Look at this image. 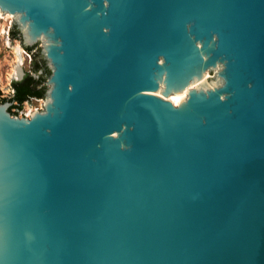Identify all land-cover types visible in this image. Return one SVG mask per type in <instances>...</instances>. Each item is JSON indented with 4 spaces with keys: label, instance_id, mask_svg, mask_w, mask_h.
Wrapping results in <instances>:
<instances>
[{
    "label": "water",
    "instance_id": "95a60500",
    "mask_svg": "<svg viewBox=\"0 0 264 264\" xmlns=\"http://www.w3.org/2000/svg\"><path fill=\"white\" fill-rule=\"evenodd\" d=\"M0 12L48 85L0 102V264H264V0Z\"/></svg>",
    "mask_w": 264,
    "mask_h": 264
},
{
    "label": "rangeland",
    "instance_id": "374dc122",
    "mask_svg": "<svg viewBox=\"0 0 264 264\" xmlns=\"http://www.w3.org/2000/svg\"><path fill=\"white\" fill-rule=\"evenodd\" d=\"M14 30L17 31V34L13 32ZM19 35V25L16 20L12 16L3 18L0 12V101L2 102L11 101L14 92L13 82L22 79L25 75L41 79L39 86L45 89L48 87L42 50L27 51L19 39ZM13 66L16 68V77L9 79L10 67ZM44 97L45 93L39 98L30 97L19 107L15 106L11 109L10 113L22 116L29 110L42 109ZM11 104L16 105V102L11 101Z\"/></svg>",
    "mask_w": 264,
    "mask_h": 264
},
{
    "label": "trees",
    "instance_id": "16d2710c",
    "mask_svg": "<svg viewBox=\"0 0 264 264\" xmlns=\"http://www.w3.org/2000/svg\"><path fill=\"white\" fill-rule=\"evenodd\" d=\"M17 34V31H13ZM27 51L31 50V47H25ZM43 66V65H42ZM41 67V65H38ZM46 69V68H45ZM49 73V71H47ZM41 79H35L32 76L25 75L22 79L13 82L14 92L11 97V101L16 102V105L12 107H19L22 102L27 100L30 97L39 98L42 97L45 93V88L40 87ZM11 108V107H10ZM9 108V111H10Z\"/></svg>",
    "mask_w": 264,
    "mask_h": 264
},
{
    "label": "clouds",
    "instance_id": "9594fccd",
    "mask_svg": "<svg viewBox=\"0 0 264 264\" xmlns=\"http://www.w3.org/2000/svg\"><path fill=\"white\" fill-rule=\"evenodd\" d=\"M15 77H16V68L13 66V67H10L8 78L12 79V78H15ZM216 86H217L216 84L209 85V87H211V88H215ZM180 102H181V97L177 96V97L174 98V103H176L178 105Z\"/></svg>",
    "mask_w": 264,
    "mask_h": 264
},
{
    "label": "built area",
    "instance_id": "2783aa9c",
    "mask_svg": "<svg viewBox=\"0 0 264 264\" xmlns=\"http://www.w3.org/2000/svg\"><path fill=\"white\" fill-rule=\"evenodd\" d=\"M29 111H30V110H29ZM29 111L24 112V116H28V112H29Z\"/></svg>",
    "mask_w": 264,
    "mask_h": 264
},
{
    "label": "bare ground",
    "instance_id": "6f19581e",
    "mask_svg": "<svg viewBox=\"0 0 264 264\" xmlns=\"http://www.w3.org/2000/svg\"><path fill=\"white\" fill-rule=\"evenodd\" d=\"M184 99V98H181V100ZM176 104V103H175ZM31 112V111H30ZM29 113V112H28Z\"/></svg>",
    "mask_w": 264,
    "mask_h": 264
},
{
    "label": "flooded vegetation",
    "instance_id": "af4514ba",
    "mask_svg": "<svg viewBox=\"0 0 264 264\" xmlns=\"http://www.w3.org/2000/svg\"><path fill=\"white\" fill-rule=\"evenodd\" d=\"M0 102H2V101H0ZM8 110H9V108H8Z\"/></svg>",
    "mask_w": 264,
    "mask_h": 264
}]
</instances>
